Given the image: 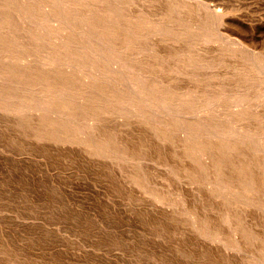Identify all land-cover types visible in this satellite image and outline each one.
I'll return each instance as SVG.
<instances>
[{
	"label": "bare ground",
	"instance_id": "obj_1",
	"mask_svg": "<svg viewBox=\"0 0 264 264\" xmlns=\"http://www.w3.org/2000/svg\"><path fill=\"white\" fill-rule=\"evenodd\" d=\"M227 12L0 0V122L107 164L169 233L179 223L227 264H264V52L222 28Z\"/></svg>",
	"mask_w": 264,
	"mask_h": 264
},
{
	"label": "rangeland",
	"instance_id": "obj_2",
	"mask_svg": "<svg viewBox=\"0 0 264 264\" xmlns=\"http://www.w3.org/2000/svg\"><path fill=\"white\" fill-rule=\"evenodd\" d=\"M191 1L228 11L222 28L264 52V0ZM67 151L0 122V264H227L181 224L174 234L149 222L144 195L107 164Z\"/></svg>",
	"mask_w": 264,
	"mask_h": 264
}]
</instances>
